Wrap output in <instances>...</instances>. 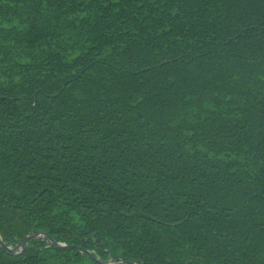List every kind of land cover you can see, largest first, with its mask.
I'll return each mask as SVG.
<instances>
[{
  "label": "trees",
  "instance_id": "1",
  "mask_svg": "<svg viewBox=\"0 0 264 264\" xmlns=\"http://www.w3.org/2000/svg\"><path fill=\"white\" fill-rule=\"evenodd\" d=\"M0 264H264V0H0Z\"/></svg>",
  "mask_w": 264,
  "mask_h": 264
},
{
  "label": "water",
  "instance_id": "2",
  "mask_svg": "<svg viewBox=\"0 0 264 264\" xmlns=\"http://www.w3.org/2000/svg\"><path fill=\"white\" fill-rule=\"evenodd\" d=\"M34 240H41V241L47 242L49 245L56 247V248H66L65 245L56 243L48 235L43 234V233H39V232H34V233L29 234L21 242L14 244V245H6V244H4V242L0 238V248L2 251L7 253L8 255L13 256V255H15L14 253L18 248H21L22 249L21 251H23L25 249L26 245L29 242H32ZM70 249H74V250H77V251L83 253L89 259H91L92 261H94L98 264H106V263H102V262L98 261L90 252L85 251L81 248L70 247ZM20 253H18V254H20ZM18 254H16V255H18ZM113 261H115V260L113 259ZM113 264H136V263H129V262L120 261V262H115Z\"/></svg>",
  "mask_w": 264,
  "mask_h": 264
},
{
  "label": "rangeland",
  "instance_id": "3",
  "mask_svg": "<svg viewBox=\"0 0 264 264\" xmlns=\"http://www.w3.org/2000/svg\"><path fill=\"white\" fill-rule=\"evenodd\" d=\"M21 250H22L21 248H18V249L15 251V253H14V254L16 255V254L20 253V252H21ZM6 254H7V253H6ZM115 262H116V261L110 260V261H109V262H107L106 264H113V263H115ZM103 263H104V262H103Z\"/></svg>",
  "mask_w": 264,
  "mask_h": 264
}]
</instances>
